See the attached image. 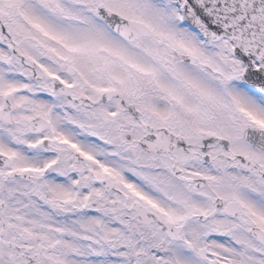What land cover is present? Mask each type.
I'll return each mask as SVG.
<instances>
[{
    "label": "snow or ice",
    "instance_id": "6c2138e0",
    "mask_svg": "<svg viewBox=\"0 0 264 264\" xmlns=\"http://www.w3.org/2000/svg\"><path fill=\"white\" fill-rule=\"evenodd\" d=\"M0 264H264V0H0Z\"/></svg>",
    "mask_w": 264,
    "mask_h": 264
}]
</instances>
